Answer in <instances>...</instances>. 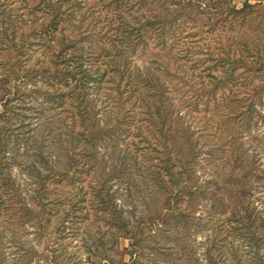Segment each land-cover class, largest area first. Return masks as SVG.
Segmentation results:
<instances>
[{
	"label": "rangeland",
	"instance_id": "rangeland-1",
	"mask_svg": "<svg viewBox=\"0 0 264 264\" xmlns=\"http://www.w3.org/2000/svg\"><path fill=\"white\" fill-rule=\"evenodd\" d=\"M227 1H71L73 24L66 28L68 36L86 37L91 29L94 34L101 32L98 41L90 36L81 46L86 53L85 68L96 79L88 88L89 97L99 127L108 133L96 143L97 164L91 168L92 158L84 157L80 149L88 145L86 136L85 142L72 141L75 133L78 137L83 131L71 118L74 100L64 93L69 87L52 88L40 76L37 80L27 73L23 125L15 127L23 133L6 149L5 172L16 184L15 203L18 207L26 204L30 212L23 216L21 210L7 209L0 201V264H264V230L242 228L231 215L232 209L244 215L245 206L256 223L263 219L264 224L263 82L237 69L229 81L233 77L240 84L251 81L245 91L255 92L240 96V85L233 93L228 89L215 96L212 92L215 75L228 80L225 69L217 67L218 60L226 57L218 55L215 43L219 35L225 36L220 21L228 17L230 6L241 8L245 2L231 0L226 6ZM33 2L38 0H10L1 7L0 15L12 25L24 20L19 34L32 45V65L43 60L42 53L47 54L45 65L61 42H51L52 50L36 39L42 26L38 17H30ZM250 3L256 11H264V0ZM147 20L154 24L148 25ZM123 21L130 28L142 26L145 42L129 56L131 72L162 79L170 103L190 128L193 143L183 152L193 156L194 162L186 173L187 182L194 192L202 188L194 198L174 186L165 173L154 176L156 168L148 169L157 164L156 156L166 157L163 153L171 142L162 139L159 145L146 123L139 121L137 108L119 107L115 102L129 99L132 83L112 78L122 96L109 83L106 88L99 85L104 66L94 57L100 54V37L104 36L103 41L116 38V28ZM14 56L13 51L5 55L6 59ZM16 88L15 82L0 83V108L13 98L10 92ZM236 94L247 99L246 108L254 103V111L247 117L249 125L235 119L234 111L222 102ZM155 147L158 153L152 150ZM181 154L174 145L173 158ZM61 171L65 175L61 179L48 177L59 176ZM100 176L113 195L112 211L120 212L130 224L129 234H136L140 241L125 237L126 231L110 228L111 223L105 222L109 213L98 210V200H94Z\"/></svg>",
	"mask_w": 264,
	"mask_h": 264
},
{
	"label": "trees",
	"instance_id": "trees-1",
	"mask_svg": "<svg viewBox=\"0 0 264 264\" xmlns=\"http://www.w3.org/2000/svg\"><path fill=\"white\" fill-rule=\"evenodd\" d=\"M9 1L0 0V10ZM71 1L38 0V2L32 3L33 7L30 17H38L42 26L39 31L40 34L38 35V32L36 35V39L43 41L42 45L50 49H52L51 42H61L56 50L52 49L51 59L45 65L47 54L42 52L45 56L43 60H38L36 64L32 65V55L29 52L32 45L28 42V38L25 39L23 35H20L23 30V25L21 26V24L24 20L12 25L8 23L7 18L4 21L0 15V83L5 86L14 82L17 84L15 92H10L13 98L7 99L1 104L2 108H0V201L7 209L21 210L23 216L29 215L30 208L26 204L18 207L15 203L17 201V198L15 201L17 188L14 179L5 172V152L12 139L16 141V138H21V134L23 133V130L20 128H17V130L20 129L22 133L16 132L15 127L17 124L23 125L21 117L25 109L27 97L25 92L27 89L26 81L29 77L27 76L28 72L32 74V78H36L37 80L38 76H40L39 80L52 88L56 86L61 87L62 85L69 87V90L67 92L64 91V93L70 97L71 101L74 100L71 105L73 110L75 109V112H71V118L75 124H78V128L83 131L78 137H76L78 133H75L76 136L72 137V141L75 144L81 141L85 142L84 137L86 136V142L90 147L86 144L81 146L80 149L84 157L92 158L91 168L97 164L96 143L103 135L108 133L103 127H99L95 106L93 105V100L89 97L88 88L96 79L94 74L85 68L86 53L83 46H81L90 36L92 41H98L101 32L94 34L95 30L91 29L87 30L89 34L86 37H74L73 39L72 35L68 36L66 28L73 24L71 19L73 16ZM230 4L231 0H228L225 5L229 6ZM228 13V17L220 21L222 24L221 29L225 33V36L219 35L220 37L216 38L219 41L215 42L218 48V55L226 56L218 60L219 64L217 67L221 66L225 69L223 75H228V80H220L219 77L222 74L215 75V90L212 92L215 93V96L218 93L220 95L226 94V90L228 89L233 93L232 91L238 88L236 87L237 85L241 86V88H238V90H241L239 92L240 96L254 91L252 89L247 92L245 91L247 85H251V81L248 84L246 82L240 84L236 79L233 80L234 77L229 81V77L235 76V71L238 69L242 70L246 75H251L252 78L256 76L258 82H263L261 94H264V11H256L250 0H245L241 8L230 6ZM215 23L218 24L219 22ZM147 24L152 25L154 23L147 20ZM129 25L128 21L119 22L116 28L117 37L114 39L110 38L108 41H103L104 36L100 37L102 41L99 47L100 54L94 57L95 62L104 66V74L99 80V85H103V88H106L105 83H109L112 85L110 89L115 87V90L122 96L119 84L115 86L116 83H114V80L112 81V78L118 76L120 80L128 79V84L132 83V88L128 94L129 99L123 100L121 98L115 102H117L119 107L123 106V108H126L129 105H133L132 109L137 108L141 115L139 121L146 123L147 129L154 133V137L159 145H162V139L165 140V143L171 142L170 146H167L168 151L163 153L166 157L160 158V156H156L157 164L148 166V169L151 167L156 168L154 176L156 174L162 176V173H165L174 186L181 187L183 191L194 198L195 195L197 196L202 191V188L197 187V192H194L187 182L189 174L186 173L189 171V166L194 162L193 156H189L183 152L186 145L190 147L193 143L190 128L184 126L185 120L183 116L177 113L170 103L171 97L162 79L150 73L144 75L140 72H131L132 67L129 56L139 44L142 45L141 47H144L145 42L141 33L142 26L130 28ZM131 34H135V36L132 37ZM7 51H13L15 56L11 57V59H6L5 55L8 53ZM33 52H38V50H34ZM239 94H236L237 98L233 95L231 96L233 98L226 96L222 102H227V106L231 111H234L235 119H240L244 124L248 122L246 125H249L250 121L247 120V117H251V112L254 111V103L250 102V105L246 108L247 99L239 98ZM13 136L15 138H12ZM145 141L150 143L146 138ZM174 145L182 153L177 158H173L171 155V149ZM152 150L157 151V153L159 152V149L156 147L152 148ZM62 173L63 171L59 173V176L58 174H49L48 177L61 179V177H65ZM98 181L99 185L94 190V200H98V210L109 213L110 217L108 219L104 218L105 222L109 221L111 223L109 224L110 228L126 231L125 237L131 236L140 241V238L134 237L136 234H129L128 226L130 224L121 216L120 212L112 211L114 206L112 202L113 195L110 194L107 188V181L103 176H100ZM21 201L23 203V199ZM242 210H246L243 212L245 214L239 216L241 212L232 209L231 215L236 223L244 225L242 228L248 227L255 231L254 227H257L256 232L264 230L263 219L257 220L256 223V218H252L251 214L247 213L245 206H243Z\"/></svg>",
	"mask_w": 264,
	"mask_h": 264
}]
</instances>
